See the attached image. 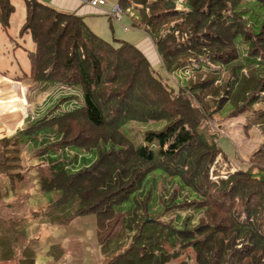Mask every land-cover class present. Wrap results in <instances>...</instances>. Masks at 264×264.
<instances>
[{
	"label": "trees",
	"instance_id": "16d2710c",
	"mask_svg": "<svg viewBox=\"0 0 264 264\" xmlns=\"http://www.w3.org/2000/svg\"><path fill=\"white\" fill-rule=\"evenodd\" d=\"M24 1L26 19L20 33H30L35 47L29 51V72L17 79L39 91L65 86L70 93L60 101L73 106L58 108L56 101L48 113L0 139V191H8L2 194L4 201L31 206L33 194L13 188L30 172L22 168V158L32 147L31 159L44 167L35 181L37 192L63 195L51 199L61 208L52 211L56 214L46 223H68L94 212L101 264H171L181 256L177 248L192 249L196 264H264L262 170L220 175L216 159L222 149L216 134L212 132L209 141L199 131L209 118L241 116L264 136V0H181V8L178 0L141 2L133 26L144 27L150 36L162 70L178 79L189 74L184 67L194 60L200 70L220 65L202 73L193 69L178 88L127 40L107 41L82 16L39 0ZM124 1L118 0L121 6ZM14 11L12 0H0L3 29ZM149 121L163 124L148 129L135 144L124 127ZM8 153L13 158L5 161ZM259 158L264 159V139L249 159ZM18 167L23 169L20 178L12 173ZM163 181L179 189L174 201H191L194 214L201 215L196 224H190V216L177 214L162 229L152 219ZM161 201L172 202L166 196ZM166 207L160 216H169L171 206ZM123 212V230L129 237L115 238L112 224ZM27 218L15 222L0 214V261L39 264L38 250L31 246L37 233H28ZM58 244L47 251L56 264L64 255Z\"/></svg>",
	"mask_w": 264,
	"mask_h": 264
},
{
	"label": "rangeland",
	"instance_id": "374dc122",
	"mask_svg": "<svg viewBox=\"0 0 264 264\" xmlns=\"http://www.w3.org/2000/svg\"><path fill=\"white\" fill-rule=\"evenodd\" d=\"M15 5V12L12 15V18L10 19V25L6 29V31L0 30V68H5L6 65H11L13 62L17 67L25 69L28 67V55L25 49L22 47H28V45L33 44L31 36H29V40L26 39V41H23L20 39L19 36L15 37L17 35L18 29L20 24L23 22L25 17V6L23 0H12ZM126 14L123 15L121 18L122 21H111L112 28L110 29V25L108 26L109 34H105L104 37H111V41L114 39H121L122 37H119L120 35L116 34L115 36H112L113 33L111 31H117L119 30L125 31L124 29H120L121 26L123 28L124 23H128L127 16L130 14L129 8H125ZM263 18H264V10H262ZM136 16V13H135ZM127 19V20H126ZM128 26V25H127ZM131 27V26H129ZM131 29H135L132 27ZM129 29V30H131ZM124 33H127L126 31ZM12 36L17 39L12 42L11 38ZM125 39V38H123ZM127 40V39H125ZM129 41V40H127ZM130 42V41H129ZM13 43V44H12ZM134 44V43H133ZM29 48V47H28ZM21 50H23L24 55H20L18 53ZM22 52V51H21ZM149 50L143 52L144 55L148 58L151 65H155V58L153 55L149 54ZM26 56V57H25ZM194 63V64H193ZM197 60H194L190 62L186 67H184V70L189 72L185 75H178V79L176 76H171L168 72L165 70H159L160 74L164 77L163 79L168 81L171 85L175 86V88H178L177 83L184 79L186 76L190 75L193 71V69H196L197 67ZM206 66V63H203ZM185 66V65H184ZM158 68V67H156ZM21 69V72H22ZM219 70L220 65L213 64L211 65V70ZM198 71H208L209 69L206 67L205 70L196 69ZM209 70V71H211ZM10 73L11 70H10ZM194 74V73H193ZM192 76V75H191ZM203 76H206L203 73ZM216 76V74L214 75ZM193 77V76H192ZM195 78V77H194ZM21 85L25 84H17L19 87V90L21 88ZM25 87V86H23ZM22 89V88H21ZM26 92V89H25ZM68 93V94H67ZM70 91L69 88L65 86H50L48 88H43L42 90H29V102L24 105L23 102H19L17 94H14L11 96L12 102L10 105H12L10 110H14V117H21L24 119V126L25 124L30 120L33 121V119L37 118L38 116H41L43 113H48V108L53 103H56V101H59L58 108L67 109L71 108L73 105L69 104V102L60 101L61 97L64 95H69ZM198 101V100H197ZM202 101V99H201ZM66 104H65V103ZM199 102V101H198ZM16 108V109H15ZM20 114V115H18ZM22 114V115H21ZM259 117L258 115H254V117ZM224 119V120H223ZM231 122V124H229ZM233 122V123H232ZM162 122H156V121H149L146 123H140V122H130L128 125L124 127V131L128 133L131 137H133V141L135 144H140L143 140V134L148 129H160L162 127ZM252 126V127H251ZM248 126L246 124V121L244 118L237 117V118H218V120H214L209 118L208 120L202 121L199 127V131L201 134L206 136V138L211 141V133L214 132L216 134V139L218 145L221 147L222 152L226 155V157H218L216 159L217 168L221 169V172L223 171H231L234 172L235 170H251L254 173H258L260 169L262 170V174L264 175V159L259 158L256 160H251L250 155L253 151H255L262 143L263 141V135L261 134L260 130L256 126ZM249 127V128H248ZM262 127V126H261ZM263 128V127H262ZM86 128L82 129V132ZM236 133L237 135H241L242 142L239 144H235L234 138L232 135ZM241 133V134H240ZM72 136V135H71ZM235 136V135H234ZM72 140V137H70ZM31 148H26L24 150V155L22 158V162L26 164V167L22 168H29L30 172L28 175H26L25 179H23L24 176L22 175L23 169H20L21 167H18L16 169H13V172H18V178L21 177V181L16 183L15 181L14 185L16 188H13L15 190H18L19 193L24 192V190H28L29 193L33 194L28 202L31 203L32 208H34L32 211L29 210L31 206L26 205L24 208L22 207V204L20 200L17 202L8 204L7 201H4V198H2V194L8 193L6 189H3L0 191V214L2 217L6 220H11L15 222H21L24 220V218L28 219V223L30 221L31 227L28 231L30 234L32 231L37 233L35 236H37V240L32 241L31 246L36 249L38 252V263L39 264H56L54 263L49 256L47 255V251L50 249L51 245L53 243L58 242L59 250L60 252H64L63 257L57 264H101L102 256L100 254V246H98V243L96 241V230H97V218L96 214L94 212L76 216L74 219L68 223H54L52 224L46 223L48 218L50 219L51 216H54L56 213L52 211H59L58 208H61L59 206L60 202L57 201L56 203H52L51 199H53L56 195L60 197H63L62 193L58 192H52V193H45L43 191L37 192V184L36 180L39 182V176L41 174V171H43L44 167H41V164L38 160L31 159ZM8 158L6 160H11L13 158L12 153L7 154ZM228 157V158H227ZM1 160V158H0ZM230 160L233 162L230 164ZM4 161V162H5ZM3 164V163H1ZM256 167V169H255ZM21 170V171H19ZM7 172L3 173V177L6 178ZM21 174V175H20ZM221 173L220 175H222ZM261 177V174L258 175ZM23 179V180H22ZM11 186V183H9ZM169 184L168 182L163 181L161 185H158V193L160 196V201L158 202L160 206L156 211H153L152 219H154L156 222L161 223L160 227L162 226V229L164 227L169 226L168 223L171 221V218H177V214H180L182 216V219H184L186 216H190V224L194 225L198 222V219L200 218V214L193 212V206H190L191 201L182 202V201H174L173 198L179 194V189L177 186L169 187L167 186ZM12 185V186H13ZM39 186V185H38ZM172 192V193H171ZM12 191H10V194ZM170 193V195H169ZM5 196L8 194H4ZM167 197L172 202L163 203L161 201L162 197ZM139 197V196H138ZM66 198V197H64ZM140 198V197H139ZM163 203V204H162ZM59 206V207H58ZM166 206H171L169 210H167V216H160L161 213L159 211L164 208V212L166 211ZM47 208V209H46ZM66 208V207H65ZM36 209V210H35ZM46 209L47 211H44ZM35 211V212H34ZM33 212V216L31 217L29 215ZM45 212H48L47 215H45ZM173 212L175 213L173 215ZM53 215H52V214ZM122 217L118 215L115 218V222H113L112 225L116 226L115 229V238L118 234H122L124 237L128 236L129 233L127 231L123 230V216L127 217V213L123 212L121 213ZM46 219V220H45ZM42 220H45L44 222ZM126 220V219H125ZM154 221V222H155ZM29 223V224H30ZM158 223V225H159ZM122 225V226H121ZM166 225V226H165ZM29 226V225H28ZM105 231V230H104ZM166 231V229L164 230ZM107 233L109 231H106ZM136 234V233H134ZM166 234V233H165ZM103 235V234H102ZM105 235V234H104ZM107 235V234H106ZM104 239V237H102ZM128 241L125 239V243ZM62 245V246H61ZM63 247V250H62ZM174 249L167 248V252H172ZM56 253L59 254L60 252L55 249ZM175 251H179L181 256H178L177 260L173 261L171 264H196V253L190 249L186 248L184 250L181 249H175ZM120 252V251H119ZM0 264H17V260H11V261H0Z\"/></svg>",
	"mask_w": 264,
	"mask_h": 264
},
{
	"label": "crops",
	"instance_id": "0c3cea01",
	"mask_svg": "<svg viewBox=\"0 0 264 264\" xmlns=\"http://www.w3.org/2000/svg\"><path fill=\"white\" fill-rule=\"evenodd\" d=\"M39 1H41L42 3H44L48 6H51L55 9H57V10L69 12V13H73V14L82 16L85 23L96 34H98L99 36H101L102 38H104L107 41H111V39H110L111 37H109V36L104 37L105 34L110 33L108 31L109 30L108 26L110 25V29L112 28L111 21H113V20L110 19L108 12L118 2V0H108V3L102 8L94 7V6H91L87 3H83L81 0H39ZM142 1L143 0H125L123 2L122 6H123L124 10H125V8H129V9L133 8L134 9L133 11H134V13H136V16H137L136 18H138L136 8H142V6H143V3H141ZM150 1H153V0H148V2H150ZM12 3H13V1H12ZM24 6H25V17H24L23 22L20 24L17 35L15 37L19 36L20 39H22L23 41H26V39L27 40L30 39L29 36H31V34L26 33L24 35H21V33H20L21 28H22L23 24L25 23V19H26L25 1H24ZM15 10H16V8H15ZM125 14H126V12L124 11V15ZM12 15H11L10 19L12 18ZM127 19L126 20L128 21V23L125 22L123 28L121 26L119 27L120 29H124L127 33H124L125 31H122V30H119V32H117V31L115 32L112 30L111 31V33H113L112 36H115L116 34L120 35L119 37H122L121 39L125 38V39L129 40L130 43H132V44L134 43V45L137 48H139L142 52L149 50L150 51L149 54L153 55L155 60H156L154 62L155 63L154 67H158V69H161L160 60L158 58V54L156 52L154 43L151 40L150 36L146 33L144 27L131 29L132 27H134L133 26V18L130 14H128ZM129 26H131V27H129ZM129 29H131V30H129ZM0 30L6 31V29L2 28L1 23H0ZM31 38H32V36H31ZM11 40L13 42L17 39H15L12 36ZM29 41L32 42L33 40H29ZM28 47L24 46L22 48L26 50L28 58H29L30 57L29 51L33 50L35 47L34 42L31 45L29 44ZM21 51L19 52V50H18V53H20V55H24L23 50H21ZM28 64H29L28 67L25 69L17 67L13 62L11 63V65H6L5 68H3V67L0 68V139L3 137L13 135L14 133L17 132V130L19 128H22L24 125V119L22 117H21V120H20V117L19 118L14 117V110L13 109L10 110L12 107V105H10V103L12 102L11 96H13L14 94H17V96H18L17 98H18L19 102L21 101V102H23V104L26 105L30 100L29 90H35L33 88L30 89V87H28L26 85H21L22 89L20 88V90H19L20 86L19 87L17 86L18 83L22 84V82L19 81L17 79V77L23 75V73H25V72H29V70H30V59L28 61ZM21 69H22V72H21ZM10 70L12 73H10ZM23 86H25V87H23ZM25 89H26V92H25ZM36 90H38V89L36 88ZM18 115H20V114H18ZM229 124H231V122ZM234 135H232L234 137L232 139L234 140L235 144H239L240 142H242L243 139H242L241 135H237L236 133H234ZM221 155L223 157H226L224 152H222ZM232 162L233 161L230 160V164Z\"/></svg>",
	"mask_w": 264,
	"mask_h": 264
},
{
	"label": "built area",
	"instance_id": "2783aa9c",
	"mask_svg": "<svg viewBox=\"0 0 264 264\" xmlns=\"http://www.w3.org/2000/svg\"><path fill=\"white\" fill-rule=\"evenodd\" d=\"M81 1L83 3H87V4L91 5V6L98 7V8H102L108 3V0H81ZM177 5H178V8L182 7L181 0H178ZM133 10H134L133 8L129 9L130 15L133 18H136L137 16H135V13H134ZM124 11H125L124 8L119 4V2H117L112 7V9L108 12V15L111 18V20L119 22V21H121V18L124 15ZM225 172H227V170L223 171L222 173H225Z\"/></svg>",
	"mask_w": 264,
	"mask_h": 264
},
{
	"label": "bare ground",
	"instance_id": "6f19581e",
	"mask_svg": "<svg viewBox=\"0 0 264 264\" xmlns=\"http://www.w3.org/2000/svg\"><path fill=\"white\" fill-rule=\"evenodd\" d=\"M25 105V104H24Z\"/></svg>",
	"mask_w": 264,
	"mask_h": 264
}]
</instances>
